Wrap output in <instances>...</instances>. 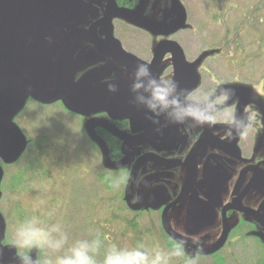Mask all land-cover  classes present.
Masks as SVG:
<instances>
[{"label":"flooded vegetation","instance_id":"1","mask_svg":"<svg viewBox=\"0 0 264 264\" xmlns=\"http://www.w3.org/2000/svg\"><path fill=\"white\" fill-rule=\"evenodd\" d=\"M185 1L0 0V264L47 261L17 244L33 216L60 223L66 248L98 238V261L114 225L172 249L166 220L189 244L171 264H264V76L240 75ZM138 64L182 89H228L232 106L213 126L154 123L133 103ZM243 112L255 127L226 136Z\"/></svg>","mask_w":264,"mask_h":264},{"label":"clouds","instance_id":"2","mask_svg":"<svg viewBox=\"0 0 264 264\" xmlns=\"http://www.w3.org/2000/svg\"><path fill=\"white\" fill-rule=\"evenodd\" d=\"M133 103L145 109L159 123V118L171 124L187 125L191 128L213 126L219 123L231 108L233 94L228 89L213 88L202 93L182 89L169 77L153 74L147 64H138L131 77ZM110 90L115 91L114 85ZM223 129L226 136L245 137L255 127L250 112L236 113ZM131 177L122 169L120 177L112 181V187L118 188ZM17 244L26 248H46L52 253H62L54 261L46 264H171L174 257L185 255L183 242H177L171 250L161 248L148 249L144 244L133 248H121L110 245L103 254L102 261L97 260L101 241L97 239L76 240L68 245V235L60 223L48 225L40 216H33L17 229ZM22 264H39L31 257L22 258ZM186 264H195L189 259Z\"/></svg>","mask_w":264,"mask_h":264},{"label":"rangeland","instance_id":"3","mask_svg":"<svg viewBox=\"0 0 264 264\" xmlns=\"http://www.w3.org/2000/svg\"><path fill=\"white\" fill-rule=\"evenodd\" d=\"M218 1L219 0H186L185 1V4L187 5L188 10L192 13L195 19H197L198 21H201V19L207 21L206 17L209 19L210 26H208V29H209V35H210L211 41H215L213 43H220L217 41L224 33L222 26L213 23V21L211 20L212 17L217 15L215 13H217V11H219L221 8V6H218L217 4ZM252 1H255V0H224V2H222L224 3L223 7H225L224 8L225 10H228V12L226 13L227 23L229 25H232V24L235 25L238 23V20L242 19L243 14H244V17L249 16L248 13H246L247 10L243 11L242 13L240 8L246 9L245 6H247L248 4L252 5L251 4ZM225 2H228V4H226ZM225 10L223 11L225 12ZM240 75L246 76L251 80H252L251 77L254 76L256 77L254 78V81L258 80L259 77L264 76V58H260L259 60H257L254 63V67H252L247 73H245L244 69H242ZM102 230L104 231L105 228H101V231ZM104 233H105L104 236H109V238L112 239V240L109 239L110 241L106 240L105 249H107L112 244H116L121 248L135 247L133 243L134 239H130V238L124 239L123 237H126L127 235L131 236L133 234H138L137 232H131L129 234L127 233L125 234L124 227L114 225L113 228H109L108 231L106 230L103 232V234ZM144 240L146 241V244H147L146 248L148 249L161 248L165 250H171L168 247L170 245L167 242H165L164 239L161 237H158V239L157 238H144ZM56 255H58V253H52L50 252V250L45 248L44 256H46L47 261H50V260L54 261ZM182 257H178V258L174 257V258H176L177 263H182L184 261V258ZM47 261H44L45 262L44 264H46Z\"/></svg>","mask_w":264,"mask_h":264},{"label":"trees","instance_id":"4","mask_svg":"<svg viewBox=\"0 0 264 264\" xmlns=\"http://www.w3.org/2000/svg\"><path fill=\"white\" fill-rule=\"evenodd\" d=\"M222 2L224 0L218 1L217 4L221 8L215 13L217 15L211 18L213 23L222 26L224 30L217 42L229 46L226 51L233 56V60L239 63L242 69H247L249 65H254L257 60L264 58V0H255L252 5L245 6L246 9L240 8L242 13L247 10L249 16L244 17L243 14L242 19L235 25L227 23L228 10L224 9Z\"/></svg>","mask_w":264,"mask_h":264},{"label":"water","instance_id":"5","mask_svg":"<svg viewBox=\"0 0 264 264\" xmlns=\"http://www.w3.org/2000/svg\"><path fill=\"white\" fill-rule=\"evenodd\" d=\"M181 9H182V11H184L183 8H181ZM184 21H185V18L183 17V21L182 22H184ZM10 150H11V148H10L9 143L6 142V141H3L1 143V145H0V151H5L8 154L10 152ZM164 227H165V230L167 231V234H168L169 237H171L176 242L182 241L183 245L189 246V244L182 237H179V235H177L175 232H173V230L169 227V225H168L166 220L164 222ZM222 244H224L223 241H222V243L220 242L218 245H216L217 247L215 249H213L212 251L206 252V253H203V254H205V255L211 254L212 255L213 253H215L216 251H218V250H220L222 248V246H223Z\"/></svg>","mask_w":264,"mask_h":264}]
</instances>
